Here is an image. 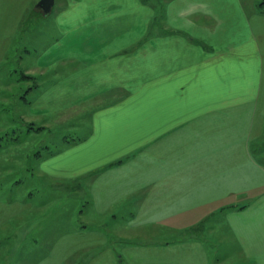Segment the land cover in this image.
I'll use <instances>...</instances> for the list:
<instances>
[{
    "label": "crops",
    "instance_id": "0c3cea01",
    "mask_svg": "<svg viewBox=\"0 0 264 264\" xmlns=\"http://www.w3.org/2000/svg\"><path fill=\"white\" fill-rule=\"evenodd\" d=\"M59 2L57 44L37 65L47 81L39 95L45 101L25 120L39 115L50 131L69 121L75 133L85 121L87 128L72 140L63 136L60 148L52 141L50 155L40 157L42 170L57 183L76 181L88 193L93 219L117 217L134 202L125 228L143 238L129 246L140 264H212L203 239L216 233L221 243L225 234L236 241L242 264H264V12L258 1ZM33 5L0 0V15L21 24L34 15ZM37 66L25 69L30 79ZM10 87L0 88V106L12 97ZM27 89L26 97L40 85ZM35 212L31 201L1 202L0 229L27 215V240ZM113 226L115 239H124ZM160 232L171 237L153 235ZM96 235L37 264H65L77 251L92 254L86 264H118L111 232ZM127 243L121 246L131 253ZM97 248L109 252L95 254ZM103 254L106 260L96 258Z\"/></svg>",
    "mask_w": 264,
    "mask_h": 264
},
{
    "label": "rangeland",
    "instance_id": "374dc122",
    "mask_svg": "<svg viewBox=\"0 0 264 264\" xmlns=\"http://www.w3.org/2000/svg\"><path fill=\"white\" fill-rule=\"evenodd\" d=\"M35 1L33 0L34 7L31 10L34 15L23 19L21 24H16L10 17L4 20L0 15V55L7 53L0 67V88L11 86L9 90L12 93L9 101L5 100L7 104L0 106V203L4 202L10 206L17 203L23 206L31 201L33 210H36L34 213L36 217H33L31 213L29 215L32 216L31 220L38 221L30 226L31 234L27 240L23 239L24 234L22 233L23 224L27 223L25 218H29L27 215L24 218L23 214L14 222L4 224L5 227L0 229V264H37L47 254L50 257L56 253L65 256L73 250L76 251V248H81V244H87L92 236L96 238L98 232L104 233L105 229L111 232L112 240L108 243L114 247L118 264H140L141 259L137 257L134 248L129 246L141 243L140 239L143 238L134 234L133 228H125V222L131 219L133 210H135L134 202L121 208L117 217L109 213L103 218L93 219L89 216L91 206L87 203L88 193L79 190L76 181V183L71 180L64 181L65 183L55 182L42 170L43 159L37 158V152L43 153L45 158L50 155L47 146L51 148L63 146L61 142L63 136L72 140L77 134L85 133L87 121H85V126L75 130V133V127L71 126L70 121L69 124H65L67 122L55 124L54 131H50L42 125L39 115H33L36 120L33 121L34 124L25 120L27 118L25 115L33 110L32 107H41L45 101L43 98L39 100V95L42 94L47 81H42L37 65H39L41 54L57 44L54 23L60 0H56V5L48 16L35 9L38 2ZM257 1L259 3L262 0ZM27 49L32 53L31 56L28 55ZM35 65L37 66L34 70L36 79H26L19 86L18 79L22 77L25 69ZM35 84L40 85V90L37 92V89H34L35 94L29 93L27 101L21 100L19 94L25 89L23 87L27 89L29 85L34 86ZM67 107L64 108L65 112ZM31 123L37 131L34 130L28 134L26 125ZM41 127L45 129H40ZM47 141L49 145L46 144ZM52 141H54V146L51 145ZM255 151L262 152L258 145ZM262 159L264 160V157ZM115 223L123 229L124 239H115V226H113ZM219 223L222 224V221ZM83 225H86L85 228L87 225L90 226V229H83ZM46 230H52V234H46ZM198 230L200 232V229ZM219 234H205L204 236V233L200 232L201 237L204 236L203 240L207 244L206 248L210 253L212 264H242L244 256H241L242 251H239L236 241L225 234V240L221 243ZM153 235L161 238L171 237V234L161 232ZM47 236L51 237L52 243H44ZM105 240L101 238L99 241ZM124 241L128 242V249L133 250L131 253L127 252V248L124 250L125 246H121ZM57 242L58 245H56ZM55 246L60 247L52 249ZM103 249L97 248L94 253L109 252V249ZM78 252L80 251L71 255L65 264H86V258L92 256L91 253L87 254V251L79 254ZM138 252L142 253L143 250ZM122 254L123 260L119 261ZM96 258L106 260V255L103 254Z\"/></svg>",
    "mask_w": 264,
    "mask_h": 264
},
{
    "label": "trees",
    "instance_id": "16d2710c",
    "mask_svg": "<svg viewBox=\"0 0 264 264\" xmlns=\"http://www.w3.org/2000/svg\"><path fill=\"white\" fill-rule=\"evenodd\" d=\"M259 7H260V9L262 10V12H264V0H262V1H260L259 2ZM37 10H39L40 12H41V10L39 9V8H37ZM30 78H32V76L31 75H29V74H27L25 71L22 73V77H20V79H18V84H20L22 81H24V80H26V79H30ZM27 91H28V89H24L20 94H19V98L21 99V100H25V101H27V97H26V93H27ZM6 105V104H5ZM33 124H34V122H32ZM32 123L30 124V125H26L27 126V132H28V134H30V133H32L34 130H36L37 131V129H34L35 127L32 125ZM39 128V127H38ZM40 129H45V127H41ZM39 130V129H38ZM37 134V133H36ZM8 137H10L9 135H8ZM1 138V137H0ZM46 148H48L47 150L50 152L53 148H51V147H49V146H47ZM36 155H37V158L39 157H41L42 155H43V153L41 154L40 152H37L36 153ZM32 193V192H31Z\"/></svg>",
    "mask_w": 264,
    "mask_h": 264
},
{
    "label": "water",
    "instance_id": "95a60500",
    "mask_svg": "<svg viewBox=\"0 0 264 264\" xmlns=\"http://www.w3.org/2000/svg\"><path fill=\"white\" fill-rule=\"evenodd\" d=\"M55 0H39L36 4V8H39L43 15L48 16L51 14Z\"/></svg>",
    "mask_w": 264,
    "mask_h": 264
}]
</instances>
